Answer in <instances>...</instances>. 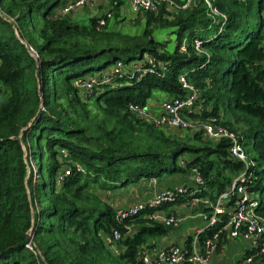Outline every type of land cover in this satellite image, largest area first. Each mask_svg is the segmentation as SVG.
<instances>
[{"label": "trees", "instance_id": "16d2710c", "mask_svg": "<svg viewBox=\"0 0 264 264\" xmlns=\"http://www.w3.org/2000/svg\"><path fill=\"white\" fill-rule=\"evenodd\" d=\"M172 1L137 14L127 31L123 0L86 23L56 14L65 0H0V264H143L141 252L170 232L151 218L155 209L119 223L110 193L193 169L205 181L200 197L216 200L232 186L245 165L228 140L160 129L130 109L157 91L185 98L183 75L203 101L200 118H219L251 142L246 185L264 193V0H212L217 16L204 0L187 9Z\"/></svg>", "mask_w": 264, "mask_h": 264}, {"label": "built area", "instance_id": "2783aa9c", "mask_svg": "<svg viewBox=\"0 0 264 264\" xmlns=\"http://www.w3.org/2000/svg\"><path fill=\"white\" fill-rule=\"evenodd\" d=\"M99 1L74 0L56 11V14L58 16L74 15L86 8H95ZM204 1L213 15H219L218 11L213 8L212 0ZM193 3L194 0H187L182 9H187ZM162 4L171 7L174 5L172 0H131V9L135 14L157 12ZM108 17L111 18V15L109 14ZM101 24L103 25L104 21ZM186 44L187 41L182 47L183 52H186ZM194 48L197 53H202L201 41L194 40ZM29 50L36 55L34 48L29 47ZM149 62L153 63V60L149 59ZM121 68L122 65L118 63L114 72H120ZM180 83L182 88L189 92L188 95L185 98H170L164 101L159 116L152 115L146 107L139 105H131V111L139 119L153 123L158 128L170 132H201L206 139L214 142L228 140L231 157L243 163L245 171L233 180L232 186L224 194L216 200H211L199 196L200 189L205 186V181L200 172L193 169L191 171V187L180 186L159 191L146 202H138L129 207L118 209L116 219L119 223H123L141 212L155 209L157 211L151 216L155 222L164 225L166 228H177L181 223L180 218L176 214H164L159 209L168 204L178 203L182 198L189 196L192 197V205L202 211L199 218L205 226L192 237L189 246L172 244L165 249L146 247L140 254V260L143 264H213L212 257L218 253L225 242L232 240H242L249 245L247 253L237 264H264V216L258 212L260 207L259 196L252 194L246 185L254 176L250 169L256 164L247 152L242 139L224 126L221 119L199 117L204 111V104L200 100L198 91L184 75L180 77ZM78 84L83 88H93V81L78 82ZM69 174L66 172L60 181H63ZM230 203L232 206L229 208L228 204ZM209 230H215V232L200 242V236ZM113 239L116 242L121 241L122 234L119 230L113 231ZM26 248L33 251L32 243H28Z\"/></svg>", "mask_w": 264, "mask_h": 264}, {"label": "crops", "instance_id": "0c3cea01", "mask_svg": "<svg viewBox=\"0 0 264 264\" xmlns=\"http://www.w3.org/2000/svg\"><path fill=\"white\" fill-rule=\"evenodd\" d=\"M66 4L72 2L74 0H65ZM181 1V0H178ZM196 2V1H194ZM128 6V10L131 7V0H123V5L120 9H126ZM111 3L110 0H100L98 5L93 8H86L84 11L85 14L93 16H103L110 12ZM80 11V12H82ZM83 13V12H82ZM128 14L124 13L122 17L127 21H133L137 19V14L132 15L130 18L127 16ZM74 19V18H73ZM113 23V22H112ZM120 27L123 25L120 24ZM166 93L160 92L158 96L157 103L155 104H147V109L154 116H159L162 111L163 102L170 99ZM180 186H192V178L191 175H163L160 178L141 180L140 183L129 187L127 189L119 190L117 192L110 193L111 201L115 208H126L138 202H146L150 200L156 193L163 190L174 189ZM128 195L129 198L125 201L124 196ZM121 198V202L119 199ZM122 204V205H121ZM195 207L192 205L191 201L184 202L181 204H177L166 208L163 211L164 214H176L181 223L179 225L178 230L170 232L169 235L161 238H157L154 242L155 248L165 249L171 246L172 244H186L187 240L190 237L196 235L199 229L203 228L205 224L201 221L200 218H196ZM196 220V221H195ZM190 221H192L190 223ZM186 224L188 228L185 232H182V229ZM249 245L247 242L242 240H232L225 242L218 253H216L212 257L213 264H237L242 257L247 253Z\"/></svg>", "mask_w": 264, "mask_h": 264}, {"label": "rangeland", "instance_id": "374dc122", "mask_svg": "<svg viewBox=\"0 0 264 264\" xmlns=\"http://www.w3.org/2000/svg\"><path fill=\"white\" fill-rule=\"evenodd\" d=\"M64 1V0H63ZM181 1H185V0H181ZM194 1H196V0H194ZM127 8L126 9H120V14L121 15H123L124 13H126V14H128L127 16L130 18L132 15H134L135 13L132 11V9H131V7L129 8V10H128V6H126ZM83 12V13H82ZM82 12H78L76 15H74V20L75 21H78V22H84V23H86V22H88V20L90 19V15H88V14H85L84 13V11H82ZM259 20H260V16H259V14H258V10H257V8L255 7L254 9H253V11H252V14H251V17H250V23H249V26H250V29H252V30H255V29H257V25H258V23H259ZM123 26H122V28H124L125 30H136L137 29V23H135L134 21H124L123 23H121ZM174 46H175V38L174 37H172L171 38V41H170V43H169V49L170 50H173V48H174ZM109 69H111V66L109 67ZM109 69H107V70H109ZM107 70H105V71H107ZM160 95V92L159 91H157L155 94H154V96H153V98L148 102V104H155V103H157V98H158V96ZM153 115V114H152ZM245 148H246V150L247 151H249V152H251L250 150H251V142L250 141H247L246 143H245ZM33 168L35 169V171H37V169H36V166L35 165H33ZM129 198V196L128 195H125L124 196V199H125V201H127V199ZM259 198H260V200L262 199V200H264V193H262V194H260L259 195ZM119 201L121 202V198L119 199ZM122 205V204H121ZM196 210H195V214L197 215V217L196 218H199V215H200V213L202 212L199 208H195ZM196 221V220H195ZM202 221V220H201ZM192 221H190V223H191ZM188 225L189 224H186L185 226H184V228L182 229V232H185L186 231V229L188 228Z\"/></svg>", "mask_w": 264, "mask_h": 264}, {"label": "water", "instance_id": "95a60500", "mask_svg": "<svg viewBox=\"0 0 264 264\" xmlns=\"http://www.w3.org/2000/svg\"><path fill=\"white\" fill-rule=\"evenodd\" d=\"M166 230H167L168 232H172V231H176V230H178V228H176V227H167Z\"/></svg>", "mask_w": 264, "mask_h": 264}]
</instances>
